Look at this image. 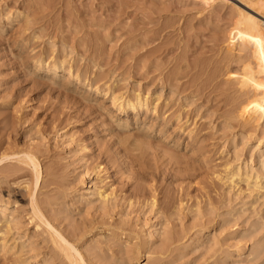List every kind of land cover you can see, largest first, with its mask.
I'll use <instances>...</instances> for the list:
<instances>
[{
	"label": "rangeland",
	"instance_id": "rangeland-1",
	"mask_svg": "<svg viewBox=\"0 0 264 264\" xmlns=\"http://www.w3.org/2000/svg\"><path fill=\"white\" fill-rule=\"evenodd\" d=\"M199 3L0 0V264H74L49 225L86 264H264V119L237 107L232 32L253 12ZM61 60L74 76L45 70ZM135 94L148 113L112 102Z\"/></svg>",
	"mask_w": 264,
	"mask_h": 264
},
{
	"label": "bare ground",
	"instance_id": "bare-ground-1",
	"mask_svg": "<svg viewBox=\"0 0 264 264\" xmlns=\"http://www.w3.org/2000/svg\"><path fill=\"white\" fill-rule=\"evenodd\" d=\"M200 3H202L203 6L205 7H208V8H213L214 6H216L215 4L218 3V2H226V0H196ZM230 1V0H229ZM238 2H240V4H243L244 6L248 7V9H250L253 13H250V12H245L244 10H241L239 9L238 13H239V18L236 20V23L235 25L233 26L232 28V32L234 33V37H237L238 39H240L242 41V43H246V45L249 47V49L251 48V50H248L251 51V54H252V60L251 62H246L247 64L243 67V75H241V89L239 91L242 90L243 94L245 95L243 97V100H240L238 103H239V106L237 104V107L239 109V112L240 110L242 111L243 115H247L248 117L246 118V121H248L247 119L249 118H254L255 121H258L257 124L259 125H262V121L264 119V22L262 19H264V14H262L261 12H264V0H243L245 3L249 4V6L247 4H245L244 2H242L241 0H236ZM199 3V4H200ZM192 4V3H191ZM198 4V3H197ZM219 4V3H218ZM226 4V3H225ZM223 4V5H225ZM252 4V5H251ZM227 5V4H226ZM225 5V6H226ZM233 5V4H232ZM242 5V6H243ZM117 6V5H115ZM197 6V5H196ZM234 6V5H233ZM232 6V7H233ZM236 6V5H235ZM238 6V5H237ZM236 6V7H237ZM231 7V6H230ZM235 7V8H236ZM240 6H238L239 8ZM245 7V8H246ZM237 8V9H238ZM206 10V9H204ZM249 10V11H250ZM218 11V10H217ZM223 11V10H221ZM235 11V10H234ZM210 12V11H209ZM219 12V11H218ZM217 13V12H216ZM256 14V15H255ZM233 15V14H232ZM231 15V17H232ZM258 16V17H257ZM262 18V19H261ZM129 23V22H128ZM232 26V25H231ZM182 32V31H181ZM238 44V43H237ZM236 45V44H235ZM246 45H243V46H246ZM93 46V45H92ZM240 48H243L241 47V45H239ZM240 51V50H239ZM244 51V50H243ZM238 52V51H237ZM242 52V50H241ZM239 52V53H241ZM246 52V51H245ZM88 53V52H87ZM244 53V52H242ZM248 53H246V55H248ZM54 55V54H53ZM238 55V54H237ZM245 55V54H244ZM249 56V55H248ZM248 56L246 57L247 60H250V57L248 59ZM234 58V57H233ZM246 60V61H247ZM235 61V59H234ZM42 60L39 59L37 60V65H39L40 67L42 66ZM50 62V61H49ZM242 62V59L240 61V63ZM244 62V60H243ZM36 63V62H35ZM70 63V62H69ZM245 63V62H244ZM243 63V64H244ZM53 64V63H52ZM144 64V63H143ZM146 64V63H145ZM67 65L68 63H66L65 61H62L60 63L56 62L54 63L52 66H48L47 68H45V70L51 74L52 76L56 77L58 75L59 72H66L67 70H69V76L72 77L74 76V72L72 70V68H67ZM70 65V64H69ZM230 65V63H229ZM242 65V63H241ZM243 66V65H242ZM241 66V68H242ZM39 67V68H40ZM69 67V66H68ZM109 67V66H108ZM221 68V67H220ZM43 69V68H42ZM142 69V68H141ZM239 69V68H238ZM236 72V71H235ZM67 73V72H66ZM65 73V74H66ZM215 76V74H214ZM235 76V75H234ZM75 77L77 78V75H75ZM80 78V77H78ZM239 81H240V77L238 78ZM104 80V79H103ZM126 80V79H125ZM209 80V79H208ZM153 81V80H152ZM101 82V81H99ZM89 85L87 88H89V90H94L95 91H98V87H96L94 89V87H92L90 85V83H84L83 85L86 86V85ZM121 84V83H120ZM167 84V83H166ZM237 84V83H236ZM239 84V82H238ZM104 85V84H103ZM106 86V85H105ZM110 86V84H107V88H105L106 90H108V87ZM211 86V85H210ZM237 86V85H236ZM239 86V85H238ZM119 87V86H118ZM240 87V86H239ZM120 88H122L120 86ZM77 89V88H76ZM239 89V88H238ZM238 89H235L237 93V90ZM189 91V90H188ZM212 92V91H211ZM234 93V94H235ZM124 94V93H123ZM233 94V93H232ZM240 94V93H238ZM131 95V94H130ZM242 95V94H240ZM115 96V95H114ZM113 96V97H114ZM122 96V95H121ZM232 96V95H231ZM236 98V97H234ZM242 98V96H241ZM231 99V98H230ZM114 102L113 104L117 107H119V110H120V113L124 114V115H129L130 113H137L139 114L140 112H146L148 113L149 110H150V104L148 103V99H147V96L143 97L142 95L140 94H135L131 97H125V96H115L114 99H112ZM231 101V100H229ZM233 101V100H232ZM159 102V101H158ZM176 103V102H175ZM112 104V105H113ZM228 104V102H227ZM236 104V103H235ZM234 105V104H233ZM235 106V105H234ZM226 107V106H225ZM236 107V106H235ZM236 107V108H237ZM203 109V108H202ZM153 110H157L156 108H154ZM235 111L237 109H234ZM234 112V111H233ZM183 113V112H182ZM235 113V112H234ZM238 113V112H237ZM227 114V113H225ZM232 114V112H231ZM239 114V113H238ZM237 114V115H238ZM154 116L157 115V112H154L153 114ZM234 115V114H233ZM242 115V117H243ZM232 116V115H230ZM166 117V116H165ZM165 117L163 116V118L165 119ZM173 117V116H172ZM235 117V115H234ZM187 118V117H186ZM231 118V117H230ZM238 118H239V115H238ZM237 118V119H238ZM245 118V117H244ZM232 119V118H231ZM234 119V118H233ZM236 119V120H237ZM240 120H243L241 118H239ZM240 120L238 124H241L240 123ZM252 120V119H251ZM230 122V121H229ZM233 122V121H232ZM250 122V121H249ZM244 123V122H243ZM242 123V124H243ZM256 123V122H255ZM247 124V123H246ZM254 124V123H253ZM191 125V124H190ZM256 125V124H255ZM230 126V125H229ZM241 126V125H240ZM249 126V125H248ZM254 126V125H253ZM239 127V125H238ZM256 127V126H254ZM253 127V128H254ZM257 127H260V126H257ZM256 127V129H257ZM263 127V126H261ZM228 128V127H227ZM242 128V127H241ZM244 128V126H243ZM242 128V129H243ZM234 129V128H232ZM245 129H247L245 127ZM249 129V128H248ZM263 129V128H262ZM175 130V129H174ZM252 130V129H251ZM260 132V131H259ZM243 133V132H242ZM248 133V132H247ZM253 133V132H252ZM263 134V132H262ZM250 136H252V134H249ZM255 135V133L253 134ZM259 135V134H258ZM257 135V136H258ZM191 136V135H190ZM245 136V135H244ZM248 136V135H247ZM250 136H249V139H250ZM260 136V135H259ZM236 137V136H235ZM246 137V136H245ZM253 137V136H252ZM262 137V135L260 136V138ZM232 138V137H231ZM248 138V137H247ZM234 140V139H233ZM140 141V140H139ZM138 142V141H137ZM258 146L257 147H260L264 145V136L259 140L258 142ZM143 144V143H142ZM145 144V143H144ZM248 144V143H247ZM244 146V145H243ZM242 146V148H243ZM223 147V146H222ZM245 148V147H244ZM260 150V149H258ZM9 151V149H8ZM235 152V151H234ZM237 152V151H236ZM241 153V152H240ZM244 153V152H243ZM260 153V152H259ZM240 155V154H239ZM235 156V155H234ZM233 156V157H234ZM17 157V156H16ZM236 157V156H235ZM6 158V157H5ZM3 158V159H5ZM238 158V157H237ZM29 159H30V164L32 165V168L34 169V173L36 175V186H37V183L38 181L40 180V177H41V171H40V163L38 162L37 158L34 157V156H31L29 155ZM234 159V158H233ZM242 159V158H241ZM253 159V158H252ZM13 160V159H12ZM22 160V159H20ZM237 160V159H236ZM262 160V159H261ZM26 161V160H25ZM234 161V160H233ZM264 161V160H263ZM21 162V161H20ZM229 164V163H228ZM233 164V163H232ZM230 163V165H232ZM226 167V165H223ZM206 167V166H205ZM237 167V166H236ZM248 167V166H247ZM246 167V168H247ZM214 168V167H213ZM261 168V167H260ZM228 169H230V171L228 172V175L226 176L227 177V180L231 183H233L235 181L236 178H239L240 180L241 179H246L247 181L250 179V177L252 178L253 176L252 173H248V172H243L242 171V168L241 166L235 168L233 167V169H231V167H229ZM248 170V169H247ZM254 171V169H253ZM263 171V169H262ZM264 173V172H262ZM264 175V174H263ZM225 177V179H226ZM256 180L259 179L261 180V175H257L256 174V177H254ZM263 178V177H262ZM204 179V178H203ZM254 179V180H255ZM264 179V178H263ZM223 181V180H222ZM226 181V180H225ZM227 181V182H228ZM239 181V180H238ZM243 181V180H242ZM5 182V181H4ZM208 182V181H207ZM237 182V181H236ZM249 182V181H248ZM251 182H253L251 180ZM6 183V182H5ZM223 183V182H222ZM231 183V184H232ZM256 183V184H255ZM254 184L257 188L259 189H264V181L263 182H259V181H256ZM236 185V184H235ZM227 186V185H226ZM238 186V185H237ZM251 186V185H250ZM232 187V186H230ZM254 187V186H252ZM28 188V186H27ZM235 188V187H234ZM12 190V189H11ZM235 190V189H234ZM255 190V189H254ZM259 191H262V190H259ZM253 192V191H252ZM264 192V191H263ZM11 193V192H10ZM260 193V192H259ZM258 193V194H259ZM98 196L100 198H102L104 201L107 200L108 196L105 195L106 193H104L102 190L98 191L97 192ZM109 194V193H108ZM244 194V193H243ZM35 199V198H34ZM35 203V202H34ZM33 204V203H32ZM37 204V203H35ZM34 205V204H33ZM38 206V205H37ZM36 206V208H38ZM33 207V206H32ZM0 209H1V206H0ZM34 211L36 217H38L39 220L43 221L44 223H46L48 225V222H46L45 220V217L43 216V214H41V212L38 210H33ZM4 212V211H3ZM33 213V212H32ZM46 213V212H45ZM5 214V213H4ZM216 214V213H215ZM33 216V214H32ZM4 217V216H3ZM1 217V218H3ZM6 217V216H5ZM10 217V216H9ZM31 217V216H30ZM4 219V218H3ZM33 219V218H32ZM34 219H36L34 217ZM36 219V221L38 220ZM5 220V219H4ZM2 220V221H4ZM34 221V220H33ZM32 221V222H33ZM43 222H40V223H43ZM260 222V221H259ZM5 223V222H4ZM3 223V224H4ZM39 223V224H40ZM14 224V223H13ZM33 224V223H32ZM50 224V223H49ZM10 225V224H8ZM43 225V224H42ZM2 226V225H1ZM7 228V227H6ZM49 228L51 230V232L53 233V235L51 236H54V240H55V244H57V246L61 249V251H63L65 253V256L68 257L72 263L74 264H86L84 263L82 257H81V254L79 253V251L75 250V247L73 248V246H70L69 242L67 243V241L60 235V233L58 234V232H56L55 229H53L52 226L49 225ZM119 228H121L119 226ZM9 230V228H8ZM27 231V230H26ZM5 232H6V229H5ZM47 232V231H46ZM2 233V232H1ZM7 233V232H6ZM50 233V232H49ZM150 235L153 237L155 236L154 235V231H151ZM165 235H166V232H165ZM50 236V235H49ZM57 237V238H55ZM151 238V237H150ZM264 238V237H263ZM57 239H60V241H58ZM53 240V242H54ZM1 244V243H0ZM3 244V243H2ZM3 246V245H2ZM55 246V245H54ZM4 247V246H3ZM1 247V248H3ZM4 249V248H3ZM2 249V250H3ZM6 249V248H5ZM24 250V249H23ZM146 250V249H145ZM165 250V249H164ZM6 252V251H5ZM252 252V251H251ZM20 253V252H19ZM22 253V252H21ZM61 253V252H60ZM63 255V254H61ZM140 255V254H139ZM147 255V254H146ZM16 257V256H15ZM57 258V257H56ZM7 259V258H5ZM67 259V258H66Z\"/></svg>",
	"mask_w": 264,
	"mask_h": 264
}]
</instances>
